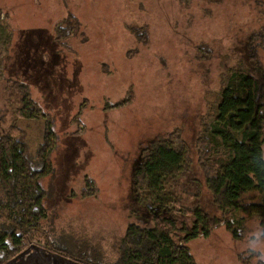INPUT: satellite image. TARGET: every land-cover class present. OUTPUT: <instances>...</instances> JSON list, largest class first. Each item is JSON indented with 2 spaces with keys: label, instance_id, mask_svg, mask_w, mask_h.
Wrapping results in <instances>:
<instances>
[{
  "label": "trees",
  "instance_id": "16d2710c",
  "mask_svg": "<svg viewBox=\"0 0 264 264\" xmlns=\"http://www.w3.org/2000/svg\"><path fill=\"white\" fill-rule=\"evenodd\" d=\"M36 1L39 5L26 6L25 4L31 3V0H1L0 11L7 8L12 10L19 5L22 6L21 10L18 7L15 8L18 9V13H27L29 18L34 19V15L37 16L45 11L47 4L57 12L56 5L61 3L59 1L53 6L54 0ZM97 1L106 3L105 12L100 11L97 6V11L90 17L98 26L96 35L93 29H90L91 20H86L83 14L81 15L86 22H89L86 27L81 18L71 9L74 4L78 6L79 0H65L68 15L57 23L59 12L49 11L48 19L45 20L47 24L44 26L46 31H40V35L41 28L35 29L37 30L35 32L30 30L27 39H24L23 48H20L25 52L20 51V53L30 57L32 52L26 51V43L32 42L31 39L36 37L32 48L30 47L33 52L36 50V44L38 48L45 44L46 48L53 46L57 54L81 58L79 49L88 41H93L96 36L108 41L107 37L113 34V29L120 32L121 26L123 27L126 22L124 25L126 30H130L131 34L134 33L136 39L140 40L139 46L133 47L134 49L132 48L128 53L133 55L145 52L147 59L153 58L158 62L161 59L174 64V60L170 58L172 49L169 47L168 37L164 36L163 30L158 29L157 26L154 27L139 14L145 6L148 8L151 5V0H146L149 3L143 0ZM173 1L177 7L184 8L190 7L194 2V0ZM199 1L198 12L192 15L187 13L188 22L192 21L188 24L189 28L187 26L190 31L194 24L202 21H208L211 24L215 15L219 16L222 13L224 16L225 12L232 7V0ZM236 1L239 4V10L252 8V12L256 13L257 0ZM123 10L124 13L118 16L117 11ZM14 13L16 18L18 13L16 11ZM256 17L261 20L264 18V13L261 11L258 16H253V19L255 20ZM55 23H57L56 26H53ZM263 29L261 32L250 33L248 37L244 35L243 30V41L245 37L247 48L246 57L237 60L236 63H233L235 58H231L232 60L227 61V65L223 67L222 72H225L227 77L226 81L223 79V85L218 91L220 99L215 106L212 123L203 125L205 130L198 139V143L203 145L201 150H204L200 156L203 161L204 175L203 181L196 180L194 186L196 190L193 193L181 187L185 183L184 178L191 165L190 148L187 145H181L177 137L174 138L171 135L140 148L144 134L151 126L146 121L149 118L153 120L152 118L161 116L159 107H162L161 101L166 98L165 90L169 86L166 78L171 77V72L165 69L164 61L160 62L162 67L160 72L153 70L155 76L149 84L152 88L147 90V87L142 86L144 77H136L137 74L135 75L129 67L130 54L122 55L117 50L121 54L117 58L108 55L103 58L97 56L94 60L96 64L91 63L93 75L99 74L98 77L105 79L106 82H110L108 80L110 76L121 77L119 81V83L122 82L121 88L119 89V84L117 86L113 84V90L104 91L99 98H94L89 92L83 91L76 100V106L74 105L63 118H58L56 106L46 104L41 97L37 96L38 88L36 89L34 83L28 77L19 74L13 67L12 71L15 73L10 74L18 78L10 76L6 81L10 88L8 94L10 105L16 104L14 112L17 116L25 120L43 119L44 126L35 153L32 155L27 132L19 125L17 118L0 131V186L3 190V199H0V264H8L31 241L35 240L39 242L44 240V246L69 256L74 255L82 263L99 264L95 251L91 250L92 247L86 246L85 250L64 249L43 234L41 228L45 227L51 219V213L47 207L48 192L40 179L55 172L53 154L62 139L71 140L79 148V145L83 144V137L90 139L95 131L102 136L108 133L112 135L110 130L118 126L112 122L116 118V113H113L109 122H106L103 115L107 110L125 112L127 117L122 116V118H126L127 122L123 123L127 125L126 130L130 132L124 144H119L122 141L120 136L116 142L110 144L112 148L125 153L128 150H137V158L139 157L134 173V185L137 189L133 201L136 206L132 207L129 213V221L118 245V257L112 264H208L206 263L207 255L212 260L216 257H227L221 264H243L245 258L242 257V253H231L227 245L245 239L246 225L254 217L259 219L260 225L264 227V57L261 56L264 53ZM77 36L81 38L79 43L80 46L82 45L78 51L72 46L74 43H71V40ZM198 36L203 37L202 31ZM4 37L8 38L5 43L9 44V36L0 27V38ZM213 38L214 35L210 38V42L199 43L197 45L199 50H205L206 54L210 53V43L215 45ZM224 45L231 47L228 43ZM39 50L44 58L46 49ZM182 53L183 51H179L178 57H181ZM221 55L222 58H226L229 53L221 50L220 57ZM15 58L16 55L9 56L10 60ZM132 74L135 79L131 78ZM156 81L157 85L161 83L158 93L155 92ZM203 83L206 88V81L204 80ZM134 109L139 111L132 112ZM90 113H101L105 122L91 123L88 118ZM118 121L119 119L116 123ZM107 123H109L108 126H106ZM81 126L85 130L90 128L83 137L79 136ZM51 135H55L57 139L54 145L50 141ZM76 159V163L79 164L80 158L77 156ZM207 161L210 164L208 163L205 167L203 163ZM205 169H207L206 173ZM82 181L81 193L79 192L81 198L100 196L99 183L90 173H87ZM203 189H206L211 196L209 203L205 202L203 205L197 201L192 206L185 204V197L201 198ZM142 207L145 208L144 214L151 216L153 224L141 223L135 217L136 214H140ZM173 214L191 215L192 225L180 228L173 219ZM181 229L184 230V237L177 233ZM217 231L222 233L224 238L221 237L220 240L215 241L214 246L207 241L198 250L190 247L189 244L192 241L201 238L209 239ZM243 247L247 246L243 245ZM198 251H200L199 254ZM254 252L251 255L257 254ZM257 256L256 264H264V255L258 253Z\"/></svg>",
  "mask_w": 264,
  "mask_h": 264
},
{
  "label": "rangeland",
  "instance_id": "374dc122",
  "mask_svg": "<svg viewBox=\"0 0 264 264\" xmlns=\"http://www.w3.org/2000/svg\"><path fill=\"white\" fill-rule=\"evenodd\" d=\"M48 1L50 2V0ZM64 2L65 0H54L53 6L59 3L56 5V11L59 12L57 23L68 15ZM143 2L149 3L146 0H143ZM199 2V0H194L190 7L184 8L177 7L173 0H151V5L148 8L145 6L139 11V14L145 17L148 23L163 30L164 36L169 39V47L172 49L170 58L174 60V64L170 61L162 60L165 62V69L171 72V77L168 76L169 79L166 78L169 86L165 90L166 98L161 101L163 105L159 107L161 116L156 119L152 118L153 120L149 118L146 121L151 126L144 134V140L140 148L171 135L174 138L177 137L181 145H187L190 148L191 165L187 176L184 178L185 183L181 187L190 193L196 190L194 187L196 180L203 181L204 166L200 156L204 150H201L203 145L198 143V139L205 130L203 125L212 123L215 106L220 99L218 91L227 77V74L222 72L223 67L227 65V61L232 60L231 58H235L233 63H236L237 60L246 57L247 48L245 37L243 41V30L244 35L246 34L248 37L250 33L254 31L261 32L264 28V18L261 20L258 17L255 20L253 19V16H258L261 11L264 13V0H257V14L252 12V8L239 10L237 1L232 0V7L225 12L226 15L223 16L222 13L219 16L215 15L211 24L208 21L194 24L190 31L188 30V24L192 21L188 22V14L192 15L198 12ZM105 3L96 2V0H79L77 2L78 6L74 4L71 9L81 18L86 27L88 22L86 20H91L90 29H93L94 35H96L98 26H96V21L92 18L90 19V17L97 11V6L100 11L105 12ZM30 4L33 6L39 5L36 0H31V3L28 2L25 5L29 6ZM49 6L48 4L45 6L43 13L37 16L34 15V19L29 18L27 13H18V9L15 8L18 7L21 10L22 6L19 5L12 8V10L7 8L2 10V12L0 11V27L5 30L10 38L9 44L5 43L8 38H0V131L7 128L10 122L17 118L19 125L27 132L28 140L31 143V155L35 153L37 148L44 121L43 119L25 120L15 114L14 107L16 104L13 105L12 103L10 105L8 98L10 88L6 82L10 76L17 77L10 74L15 73V71H12L13 67L19 74L28 77L34 83L36 89L38 88L37 96L41 97L46 104L56 106L58 108V118H63L73 109L74 105L76 106V100L83 91L89 92L94 98H99L104 91H112L113 84L116 86L119 84V89L121 88L122 82L119 83L121 77L114 78L112 76V78L110 76L108 78L110 82H106L105 79L98 77L99 74L93 75L91 63L96 64L94 60H96L97 56L103 58L108 55L117 58L121 55L118 51L122 55H126L133 47L140 44V40L136 39L135 34H131L130 30H126L124 26L126 22H124L120 32L113 29V34L107 37L108 41L96 36L93 41H88L80 48L82 46L79 43L81 38L77 36L72 39L71 43H74L72 46L77 51L80 48L81 58L57 54L53 46L46 48L45 44H42L39 48L36 44V50L33 52L31 48L36 37L31 39L32 42L26 43V51H31L32 54L30 53V57H25V53H20V48H23L24 39H27L29 31L35 32L38 28H41L39 33L40 31H46L44 26L47 24L45 20L48 19V12L57 13ZM13 11L18 13L17 20ZM117 12L119 16L124 13V10ZM82 14L86 20L82 18ZM127 20L130 21V19ZM57 23L53 24V26H56ZM203 25H206V27H203ZM131 30L133 29L131 28ZM200 31H202L203 37L198 36ZM213 35L215 45L210 43V53L206 54L205 50L200 51L197 45L201 42H210V38ZM217 35L220 37L219 39H217ZM224 43H228L231 47H227ZM120 44L121 48H119ZM204 44L208 45L207 43ZM96 47L99 49H95ZM42 48L46 49L44 58L40 55L41 50L39 49ZM221 50L227 51L229 55L226 58H222V55L220 57ZM179 51H183L181 57H178ZM128 54L131 55V53ZM15 55V59H9V56ZM261 56L264 57V53ZM129 57L128 64L131 67V71L135 75L137 74L136 77L138 78L144 77L142 86L147 87V90H151L152 86H149V84L155 76L153 70L161 71V59L159 62L153 58L147 59L145 52L136 53ZM149 68L151 70H148ZM110 78L112 79L110 80ZM131 78L135 79L133 74ZM204 80L206 81V88L204 87ZM109 85L112 86L109 87ZM154 85L155 92L158 93L161 83L157 85L156 81ZM34 95L36 96V92H34ZM135 110L139 111V109H134L132 112ZM113 113H116V118L112 122L118 125L110 130L113 136L109 135V133L102 136L98 131H95L90 139H86L83 136L90 128L88 127L85 130L81 126L79 136L83 137L85 143L83 141V144L79 145L78 148L71 140L62 139L53 154L55 172L40 179L41 184L48 192L47 207L51 213V219L45 227L41 228L43 234L51 242L63 246L64 249L82 248V250H85L86 246L92 247L93 249H90L95 251L94 254L99 264H112L117 259L120 238L124 234L129 221V213L133 209L132 207L136 206L135 201H133L135 198L134 193L136 194L137 189L134 185V173L139 157L137 158V150H128L125 153L118 149H113L112 145H110L116 142L120 136H122V141L119 144H124V140L130 134L126 130L127 125L125 123L127 119L122 118V116L127 117L125 112L107 110L104 112L103 118L106 122H109ZM88 118L91 123L105 122L101 113H90ZM118 119L119 121L116 123ZM124 121L125 123H123ZM56 140L55 135H51L50 141L52 145L55 144ZM140 148L139 150H141ZM77 156L80 158L79 164L76 163ZM208 163L207 161L203 164L206 167ZM87 173H90L96 182L99 183L101 194L97 198L84 199L79 195V192L81 193L82 180ZM210 197L209 192L203 189L201 198L197 196L185 197V204L192 206L195 202L200 201V204L204 205L205 202L209 203ZM0 199H3L1 186ZM140 209V214L135 216L137 220L141 223L153 224L151 216L144 214L145 208L142 207ZM173 219L180 228H184L185 225L191 226L193 223L192 216L187 214H173ZM245 231V239L241 242L235 241L233 244H228L227 249L231 253L236 252V254H239L241 252L242 257L245 258L244 261L242 260L243 264H256L257 254L261 253L262 256L264 255V227L260 225L259 219L254 217L246 225ZM177 233L181 237L185 236L182 229ZM221 237L222 233L217 231L209 239H197L189 245L193 250H198L207 241L214 246L216 244L215 241L220 240ZM243 245L247 247H243ZM254 249L256 250L255 252L253 251ZM253 252L257 254L251 255ZM197 253L199 254L200 251ZM225 258L227 257H216L212 260L207 255L206 260L208 262L206 263L221 264ZM8 264L86 263L80 262L78 257L74 255L69 256L44 246V240L41 242L35 240L31 241Z\"/></svg>",
  "mask_w": 264,
  "mask_h": 264
}]
</instances>
